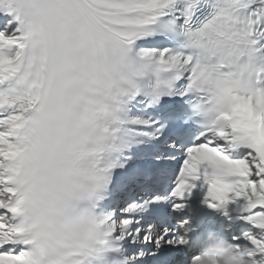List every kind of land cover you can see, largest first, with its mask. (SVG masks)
<instances>
[{"label":"snow or ice","instance_id":"6c2138e0","mask_svg":"<svg viewBox=\"0 0 264 264\" xmlns=\"http://www.w3.org/2000/svg\"><path fill=\"white\" fill-rule=\"evenodd\" d=\"M211 232L264 264V0H0V264H192Z\"/></svg>","mask_w":264,"mask_h":264},{"label":"clouds","instance_id":"9594fccd","mask_svg":"<svg viewBox=\"0 0 264 264\" xmlns=\"http://www.w3.org/2000/svg\"><path fill=\"white\" fill-rule=\"evenodd\" d=\"M53 218L38 210L30 222L36 225L37 231L47 229ZM206 246L200 251L192 264H249V257L225 236L209 233Z\"/></svg>","mask_w":264,"mask_h":264}]
</instances>
